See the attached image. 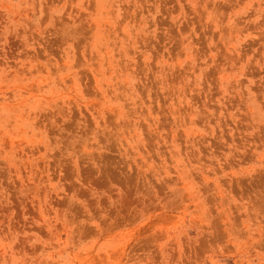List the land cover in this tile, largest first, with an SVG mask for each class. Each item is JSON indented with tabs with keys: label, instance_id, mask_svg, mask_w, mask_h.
Segmentation results:
<instances>
[{
	"label": "rangeland",
	"instance_id": "1",
	"mask_svg": "<svg viewBox=\"0 0 264 264\" xmlns=\"http://www.w3.org/2000/svg\"><path fill=\"white\" fill-rule=\"evenodd\" d=\"M0 264H264V0H0Z\"/></svg>",
	"mask_w": 264,
	"mask_h": 264
}]
</instances>
